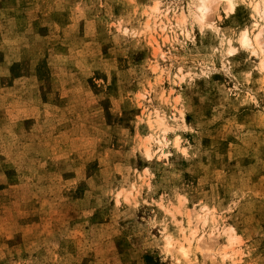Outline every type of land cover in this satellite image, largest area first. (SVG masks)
Returning a JSON list of instances; mask_svg holds the SVG:
<instances>
[{
  "label": "rangeland",
  "instance_id": "1",
  "mask_svg": "<svg viewBox=\"0 0 264 264\" xmlns=\"http://www.w3.org/2000/svg\"><path fill=\"white\" fill-rule=\"evenodd\" d=\"M233 1L0 0V264H264V54ZM196 214L187 258L165 242Z\"/></svg>",
  "mask_w": 264,
  "mask_h": 264
},
{
  "label": "bare ground",
  "instance_id": "2",
  "mask_svg": "<svg viewBox=\"0 0 264 264\" xmlns=\"http://www.w3.org/2000/svg\"><path fill=\"white\" fill-rule=\"evenodd\" d=\"M219 0H191L189 4H191V20L195 25H203L205 22L206 14L211 8V5L215 2H218ZM222 1V0H221ZM225 2L226 10L229 12L234 9V1L233 0H223ZM190 6V5H189ZM215 6V5H214ZM189 8V7H188ZM251 10L253 12V16L255 19V22L253 24V32L247 29H243L241 33L238 36L237 42L238 45L245 50L251 51L254 55L257 57L264 54V50L261 46L262 40L261 37L264 34V0H252V7ZM256 32V33H254ZM230 42V41H229ZM231 47V46H230ZM235 50L233 48H230L229 51ZM232 53V52H231ZM260 65L261 68H264V59H260ZM260 70V69H259ZM157 114V113H156ZM158 117V116H157ZM159 119V118H158ZM162 119H159V125H161ZM162 137V136H161ZM158 139V138H157ZM157 143L161 144V140H156ZM149 149V148H148ZM145 148V153L148 156L149 150ZM160 149V148H159ZM206 216V215H205ZM195 221V224L191 226L192 220L190 219V216L187 217V229L181 228V234H183V238L179 242L178 240L171 242L169 238H167L166 246H172L173 244H176V250H179V253H181L182 256L187 257L188 256V250L191 244L194 242L196 243V247L199 248V250H203L198 243L200 242V238L197 235V228L200 227L201 224L204 225L206 222V218L200 215L196 214L195 218L193 219ZM182 227V226H181ZM232 231V230H231ZM184 232H187L184 234ZM165 237V236H164ZM168 237V236H167ZM170 240V241H168ZM236 236L232 233H228L227 236V245H224L219 249L218 255L219 258L224 261L228 254L226 252L228 246L232 245L233 242H235ZM199 246V247H198ZM190 253V251H189ZM210 256V255H209ZM213 257V256H212ZM189 258V257H187Z\"/></svg>",
  "mask_w": 264,
  "mask_h": 264
}]
</instances>
